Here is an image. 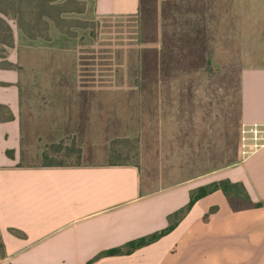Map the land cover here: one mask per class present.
<instances>
[{
  "label": "rangeland",
  "instance_id": "374dc122",
  "mask_svg": "<svg viewBox=\"0 0 264 264\" xmlns=\"http://www.w3.org/2000/svg\"><path fill=\"white\" fill-rule=\"evenodd\" d=\"M141 2L137 17L100 18L95 0H57L54 8L46 0H0L7 12L0 17L13 32L11 39L0 23L7 44H0V58L17 39L27 84L43 88L55 72V83L69 87L26 94L29 135L22 163L41 165V152L63 142L80 153L50 152L53 158L135 165L145 193L207 177L242 159L239 74L243 67H264V0H209L197 7L206 14L170 3L164 44L157 0ZM204 20L206 35L200 31ZM173 44L188 51L175 63ZM151 49L162 59L153 90L135 86L142 73L153 71L142 61L153 56Z\"/></svg>",
  "mask_w": 264,
  "mask_h": 264
},
{
  "label": "crops",
  "instance_id": "0c3cea01",
  "mask_svg": "<svg viewBox=\"0 0 264 264\" xmlns=\"http://www.w3.org/2000/svg\"><path fill=\"white\" fill-rule=\"evenodd\" d=\"M170 3L206 14L207 9L197 7H207L209 0H170L168 5L157 0L160 44ZM141 9V0H95L100 18L137 17ZM203 22L200 31L206 35ZM23 68L16 39L0 58V105L13 116L0 122V234L5 249L0 264H88L102 252L163 230L168 217L188 204L193 189L222 179L243 183L261 206L234 211L223 192L216 191L199 199L154 243L91 264H264V148L207 177L145 193L140 170L131 164H24L26 94L38 86L26 83ZM54 73L49 74L53 83L37 91H69L55 83ZM239 88L242 123H264V67H243ZM47 107L57 108L54 103Z\"/></svg>",
  "mask_w": 264,
  "mask_h": 264
},
{
  "label": "trees",
  "instance_id": "16d2710c",
  "mask_svg": "<svg viewBox=\"0 0 264 264\" xmlns=\"http://www.w3.org/2000/svg\"><path fill=\"white\" fill-rule=\"evenodd\" d=\"M56 1L57 0H46L47 4L49 6L50 5L53 6ZM54 7H55V5L53 6V8ZM0 13L3 14L4 16L7 15V12L2 10L1 8H0ZM165 15H167V14H165ZM1 22H2V24H4L6 26L9 37L11 39H13V32H12L11 28L9 27L7 22L3 18L0 17V23ZM19 29H21L20 25H19ZM174 34H176V32ZM165 43H166V41H165ZM0 44L1 45H7L6 42L2 38H0ZM11 47H13V46H11ZM164 47L168 48L169 46L165 44ZM173 47L174 48H171V50H170V53H171L170 56H171L172 63H175L179 60L180 57L185 56L186 52H188V51L184 50L183 45L173 44ZM149 50L150 49H145L143 52H145V53L150 52ZM151 52H152L151 54H153V56L150 55V57H149L151 60L150 59L146 60V57H145L146 55H144L142 58V61L147 62L148 65L150 64V66L153 67L152 68L153 71L152 72L147 71L145 73H142L140 75L139 80L136 81V84H135L136 87H147L148 86V87L152 88V90H153L160 82V79L158 77L159 76L158 70L160 69L162 59H161L160 53L158 52L157 49H151ZM203 61L205 63L204 58H203ZM207 63L209 64L210 60H207ZM191 67H194V66H191ZM0 110L3 111L2 115L0 114L1 115L0 116V122L8 121V120L13 118L9 109L6 106L0 105ZM62 150H66L67 151L66 154L73 153V152L80 153V150H77V148H75L74 146H69V147L67 146L66 147L63 144V142L52 143L48 146V148L46 150H44L42 152L41 156H42L43 161H42L41 165L44 167H63V166L80 165V164H69V163L64 162L63 160H57L50 155V152L58 154ZM239 154H240V152H239ZM7 155L9 157L13 158V151L8 150ZM109 164L110 165H123L122 163H109ZM216 191H222L223 192V194L225 195V197L229 201L231 208L234 211H239V210H243V209H247V208H256V207L261 206L259 203H255L252 201V199L249 196L245 186L241 182H232L228 179H222V180L210 182V183L202 185L196 189H193L190 192V200H189L188 204L185 207H183L182 209L176 211L175 213L171 214L168 217V226L166 228H164L163 230H160L158 232H155L153 234H150L148 236L130 241V242L124 244L123 246L102 252L96 258L89 261L88 264H91L92 262H94L96 259H98L100 257L130 254L137 249H140L146 245L154 243L155 241L159 240L163 236L170 233L177 226L179 221L190 211V209L193 207V205L199 199L206 197V196H208V195H210ZM213 211H215V208L211 209V212H213ZM0 251H1L0 252L1 253L0 260H1L5 256L4 243L2 241L1 234H0Z\"/></svg>",
  "mask_w": 264,
  "mask_h": 264
},
{
  "label": "built area",
  "instance_id": "2783aa9c",
  "mask_svg": "<svg viewBox=\"0 0 264 264\" xmlns=\"http://www.w3.org/2000/svg\"><path fill=\"white\" fill-rule=\"evenodd\" d=\"M239 145L242 158L262 150L264 148V123H243Z\"/></svg>",
  "mask_w": 264,
  "mask_h": 264
}]
</instances>
